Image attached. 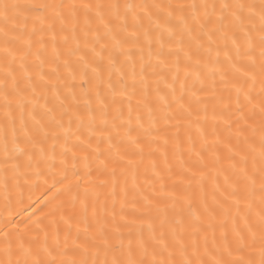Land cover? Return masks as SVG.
<instances>
[{
  "label": "snow or ice",
  "instance_id": "6c2138e0",
  "mask_svg": "<svg viewBox=\"0 0 264 264\" xmlns=\"http://www.w3.org/2000/svg\"><path fill=\"white\" fill-rule=\"evenodd\" d=\"M0 264H264V0H0Z\"/></svg>",
  "mask_w": 264,
  "mask_h": 264
}]
</instances>
